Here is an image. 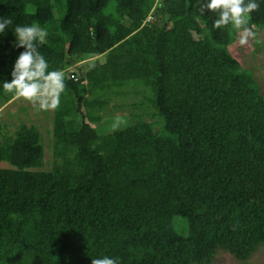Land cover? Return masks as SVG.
I'll return each instance as SVG.
<instances>
[{"label": "trees", "instance_id": "1", "mask_svg": "<svg viewBox=\"0 0 264 264\" xmlns=\"http://www.w3.org/2000/svg\"><path fill=\"white\" fill-rule=\"evenodd\" d=\"M202 2L0 0L13 22L0 107L16 98L2 87L23 51L16 25L46 28L50 70L75 64L77 78L65 72L48 167L38 127L2 136L0 161L14 167L0 168V264H213L219 251L246 262L264 246V93L229 51L243 30L215 29ZM147 90L153 120L91 125L114 97Z\"/></svg>", "mask_w": 264, "mask_h": 264}, {"label": "clouds", "instance_id": "2", "mask_svg": "<svg viewBox=\"0 0 264 264\" xmlns=\"http://www.w3.org/2000/svg\"><path fill=\"white\" fill-rule=\"evenodd\" d=\"M205 9L218 13L213 20L215 29L231 24L234 29L243 30L245 38L241 39L242 44L247 42L246 37L253 35L248 24L251 14L259 11L258 0H204L199 6L202 15ZM12 23L11 19L0 16V36L6 33ZM48 35V30L38 25L15 26V46L23 48V51L13 64L10 81L2 83L6 93L43 111L58 109L61 95L67 87L65 72L61 69L50 70L49 62L39 51V46L47 43ZM126 123L123 117L118 116L112 128L119 130ZM91 264H120V260L118 257L104 255L92 258Z\"/></svg>", "mask_w": 264, "mask_h": 264}, {"label": "rangeland", "instance_id": "3", "mask_svg": "<svg viewBox=\"0 0 264 264\" xmlns=\"http://www.w3.org/2000/svg\"><path fill=\"white\" fill-rule=\"evenodd\" d=\"M55 16L58 17L59 15L55 13ZM261 27L262 28L257 29L256 35L253 34L246 37L247 42L244 44L241 43V39L245 38V36L244 33H241L237 40L231 43L228 48L231 55L239 61L242 67L247 68V70H253L254 76L257 78V81L261 86V91L264 93V26ZM255 42L258 43L255 44ZM75 67V64L67 67L65 70L66 75H69L67 71H73ZM148 92L149 91L147 90V93L141 91V93H132L130 96L126 97H114L109 103V109L105 112L109 113L103 115L99 121L91 123V125L95 127L97 132L104 134L114 130L112 124L118 116L123 117L127 121V123L121 125L120 128H123L126 125L131 124L132 121L140 118L148 121L153 120L151 112L154 109L149 104V96H147ZM120 98L121 100L123 99L125 104L123 108H111L113 104L118 105V103L121 102ZM52 114L53 110H39L37 107L22 99L15 98L9 101L4 106L0 107V125L2 124L6 127V129H4V127L0 128V142L2 141V136L12 134L21 123L35 125L41 132L42 143L45 150V167H48L51 158ZM13 167L14 166L7 161H0V168ZM175 225L180 227L179 220L175 222ZM213 264H264V246H260L246 262L237 261L229 253L219 251Z\"/></svg>", "mask_w": 264, "mask_h": 264}, {"label": "built area", "instance_id": "4", "mask_svg": "<svg viewBox=\"0 0 264 264\" xmlns=\"http://www.w3.org/2000/svg\"><path fill=\"white\" fill-rule=\"evenodd\" d=\"M68 77L73 78L74 80L77 79V78L75 77V75H73L72 73H70V74L68 75Z\"/></svg>", "mask_w": 264, "mask_h": 264}]
</instances>
